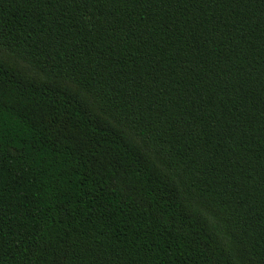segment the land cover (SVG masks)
<instances>
[{
    "label": "trees",
    "instance_id": "trees-1",
    "mask_svg": "<svg viewBox=\"0 0 264 264\" xmlns=\"http://www.w3.org/2000/svg\"><path fill=\"white\" fill-rule=\"evenodd\" d=\"M0 264H264V0H0Z\"/></svg>",
    "mask_w": 264,
    "mask_h": 264
}]
</instances>
